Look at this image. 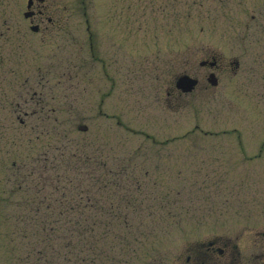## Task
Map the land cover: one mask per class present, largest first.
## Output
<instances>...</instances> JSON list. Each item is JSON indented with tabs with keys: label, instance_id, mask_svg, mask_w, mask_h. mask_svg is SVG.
<instances>
[{
	"label": "rangeland",
	"instance_id": "1",
	"mask_svg": "<svg viewBox=\"0 0 264 264\" xmlns=\"http://www.w3.org/2000/svg\"><path fill=\"white\" fill-rule=\"evenodd\" d=\"M29 3L0 0V264L264 244V0Z\"/></svg>",
	"mask_w": 264,
	"mask_h": 264
},
{
	"label": "flooded vegetation",
	"instance_id": "2",
	"mask_svg": "<svg viewBox=\"0 0 264 264\" xmlns=\"http://www.w3.org/2000/svg\"><path fill=\"white\" fill-rule=\"evenodd\" d=\"M32 4H34V0ZM32 7L35 8V4ZM39 10L34 9V16L32 18L41 13ZM215 65L219 67L218 63ZM168 94L174 98L179 95L184 96L175 87ZM1 209L0 198V215ZM188 249L175 257V260L171 264H264V244L257 242L240 246L234 245L229 238L214 236V238L207 240V242L199 244L197 248Z\"/></svg>",
	"mask_w": 264,
	"mask_h": 264
},
{
	"label": "water",
	"instance_id": "3",
	"mask_svg": "<svg viewBox=\"0 0 264 264\" xmlns=\"http://www.w3.org/2000/svg\"><path fill=\"white\" fill-rule=\"evenodd\" d=\"M32 14H27V17H30ZM38 26H33L32 30L34 31H38ZM208 61L202 62L201 66H205V64H207ZM211 66H213L215 63L211 62L209 63ZM210 82L212 85H216L217 83V79L215 78V76L213 74L210 75ZM198 84V79H194L192 77H189L188 75H182L178 78L177 82H176V86L177 88L181 89L184 93H188V92H192L193 90H195L196 85Z\"/></svg>",
	"mask_w": 264,
	"mask_h": 264
}]
</instances>
